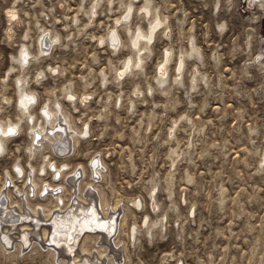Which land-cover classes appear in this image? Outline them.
<instances>
[{"label":"rangeland","instance_id":"obj_1","mask_svg":"<svg viewBox=\"0 0 264 264\" xmlns=\"http://www.w3.org/2000/svg\"><path fill=\"white\" fill-rule=\"evenodd\" d=\"M93 1L0 0V126L9 137L0 151V201H16L15 211L21 201L45 219L42 206L61 210L52 194L67 204L80 200L79 187L97 202L101 192L117 207L118 219L127 210L112 264H264V1L150 0V16L163 27L142 54V67L122 79L117 71L134 49L131 32L117 20L146 31L144 0H100L90 22ZM9 9L16 13L12 20ZM115 27L120 45L113 51L100 39ZM167 49V80L159 84L155 73ZM22 78L35 98L29 119L18 106ZM57 103L73 123L68 129L59 113L69 136L61 156L45 137L32 140L28 129L31 121L43 123L45 110ZM56 129L48 127L50 134ZM31 146L40 147L34 156ZM63 165L67 173L58 176ZM31 189L32 207L26 201ZM17 231L9 233L16 237ZM95 246L90 240L87 251ZM26 251L18 258L0 253V264H54L44 252ZM94 254L98 264L109 263L106 251Z\"/></svg>","mask_w":264,"mask_h":264},{"label":"bare ground","instance_id":"obj_2","mask_svg":"<svg viewBox=\"0 0 264 264\" xmlns=\"http://www.w3.org/2000/svg\"><path fill=\"white\" fill-rule=\"evenodd\" d=\"M149 1L150 0H144L143 5H141L140 7L142 9V14L148 17L149 19L148 29L146 31L142 30L141 28H137L132 31V29L129 27V19L124 20V18L121 17V19L117 20V23L124 24V30L131 32V37L129 36L130 37L129 45L130 47L134 49V52H132L134 53L133 54L134 57L133 58L128 57L126 59V61L124 62V65L121 66L122 68L118 69L117 74H116V79H122L124 76L128 74V72L131 73L130 71L132 70V68L134 69V67H137V68L142 67V64L144 61V57L142 56V54L150 50V46H151L150 43L154 41L155 35L158 32V30H160L163 27L162 21L159 17H156L154 19L150 16L152 13L151 12L152 10H151V6L149 5ZM99 2L100 0H94L92 2L91 8L88 13L90 22L93 21L94 17L97 15V7H98ZM262 4L263 3H261V5ZM132 7H133L132 2H130L127 6V9L126 8L125 9L128 12ZM15 16H16V13L13 10H10L9 20L14 19ZM124 17L127 18L128 13H126ZM166 30L167 28L164 31ZM117 32H118L117 28L115 27L113 30H111L107 34L106 38L100 37L101 38L100 43L102 44L107 43L108 45L111 46L113 51H116L118 49V46L120 45L119 35ZM53 37L54 36H52V39ZM54 38L55 40H57V37H54ZM47 50H48L47 47H41L39 48V53H44V52L46 53ZM192 50L193 51L197 50L193 44H192ZM23 53L25 54L24 57L27 58L29 52H27L26 50H23L21 51V56H23ZM181 55L182 57H180V59L178 60V64L176 63L177 67H175L177 73L176 72L174 73V80L177 82L181 81L180 79H181L182 71L184 69V62H185L184 52H182ZM171 56H172L171 50L167 49L164 58L159 64L157 73H155V75L157 74L156 81L159 84H162L167 80V71H168L167 68H168V63L171 60ZM22 60L23 59L21 58L19 60L20 66H23ZM52 71H55V69H52ZM39 76L44 77L45 74L39 73ZM195 79H196V75L193 74L191 78L192 82L195 81ZM19 81H20V84L18 86V89H19L18 90V94H19V101H18L19 105L18 106L20 109V113L24 117L29 119V118H32L31 110L34 107L35 98L33 96V93L30 90L25 89L24 84L26 81L23 78L20 79ZM106 81H107L106 77L103 76V82H106ZM179 84H181V82ZM65 91H67L66 96L68 97L70 102L73 103V101H76L75 100L76 97L74 96L72 92L68 90H65ZM137 91L138 90L136 89L134 92H137ZM80 98L84 100L88 99L86 95L84 96V98L82 97ZM131 103L134 104L135 100H131ZM60 112L64 115V118L63 117L62 118L64 119L66 123V127L68 129H72L73 123L69 120L68 116L63 113L62 107L60 104L57 105L56 109L49 108L48 111L45 110L44 122L37 125V123H34L31 121V124L28 127V129L30 128L29 135L31 136L32 140L34 139L38 140L39 137L40 139L42 137H45L47 140H50L47 142L49 147L55 152V154L61 156L62 154L64 155V153H66L69 148V138H68L69 136L67 137L66 135V128H65L64 123L62 124L58 120V117L60 116L59 115ZM14 125H18V123L16 122L11 127H14ZM48 127H50V129L53 131H54V128H57L56 135H54V133L50 134L48 131ZM170 129L173 131L174 127L172 126L170 127ZM7 130H8L7 126L1 124L0 126V147L1 149L0 151L3 149V145L5 141L7 140V137H8ZM73 133L74 131L71 133V141H72L71 145H75L77 144L76 142L79 141L77 139V135H73ZM33 146H31V148L29 149V153L32 154V156H34L33 153L39 150L40 148V147L37 148ZM93 163L96 164L97 161L94 160ZM63 166H64L63 170L57 169L58 176L66 175L65 172L68 167H66V165H63ZM45 167L46 166H43L42 169L44 170ZM93 172L97 173L94 168H93ZM99 173L100 174L102 173L101 169L99 170L98 174ZM68 177L70 178L68 179ZM68 177L67 178L65 177L66 179H68L66 184H68V186L72 188L71 184L75 182L76 174L72 173V175ZM32 183L34 185L33 189L35 190V188L37 187V184L34 181H32ZM33 189H31L30 191H27L26 193V199H27L26 201H27L28 206H31V203L28 197H29V193L34 191ZM152 189L153 188H151V190ZM39 192H40V189L36 191L38 195L40 194ZM81 192H82V188L79 187L78 195L81 197L80 200L76 198L74 201L71 200L72 201L71 202L69 198L70 203H67V204L64 203L62 196L55 197L52 194V199L49 197V200L51 199L50 201L53 203V205H57V206L59 205L58 207H60L61 210H58V212L57 211L54 212L53 210L51 211L50 209L51 207L42 206V209H43L42 215L46 217L45 219H43L42 217L40 218L37 217L39 210L36 208L32 209L33 212L29 211L28 210L29 208L28 209L26 208V210L23 209L22 207L23 203L21 204V201L18 202L19 211L17 209H16L17 211H15V209L12 208L11 203H14L16 201L9 200L11 203L7 204V201H6L7 199L5 200L1 196L2 200L0 201V253L3 254L5 257L6 256L14 257L17 255H23L24 249L28 248V252L26 251L27 253H30V252H34V254L35 253L41 254L42 252L46 253L50 258H52L54 264H98L99 262L98 257L95 256L94 253L96 252L98 253L99 256L102 257V253L106 251L107 254L109 255L108 264H112L113 263L112 259H114V255L111 252V250H115L117 249L116 247H118V243L120 241L119 233H121L123 229V225L125 223V218H126L125 211L127 210L124 206L122 214L120 215V218L118 219L117 214L115 212L117 207L113 205L111 206L110 203L107 202V200L105 199L104 195L101 192H99V196H98L99 202H97L95 196L93 195V192H89L88 194H84V195ZM168 193L169 195L171 194L170 192ZM2 195H5V194H2ZM149 195L152 198V194H149ZM64 204L65 206H63ZM14 212H17V214H15ZM153 225H154L153 221L149 222L148 229L145 231V233H151V228ZM14 229H18L16 237L11 236V234L9 233L10 230H14ZM90 240H94V242L96 243V246L93 249V251H87L88 248H86V244ZM78 241L80 245L78 244ZM77 244L80 246V249H79L81 251L80 253L77 250L79 248V247L77 248ZM92 244L94 243L92 242Z\"/></svg>","mask_w":264,"mask_h":264},{"label":"water","instance_id":"obj_3","mask_svg":"<svg viewBox=\"0 0 264 264\" xmlns=\"http://www.w3.org/2000/svg\"><path fill=\"white\" fill-rule=\"evenodd\" d=\"M85 231H87V230H85Z\"/></svg>","mask_w":264,"mask_h":264}]
</instances>
